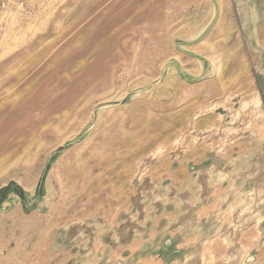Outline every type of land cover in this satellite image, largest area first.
Segmentation results:
<instances>
[{
  "label": "rangeland",
  "instance_id": "rangeland-1",
  "mask_svg": "<svg viewBox=\"0 0 264 264\" xmlns=\"http://www.w3.org/2000/svg\"><path fill=\"white\" fill-rule=\"evenodd\" d=\"M0 264H264V0H0Z\"/></svg>",
  "mask_w": 264,
  "mask_h": 264
}]
</instances>
